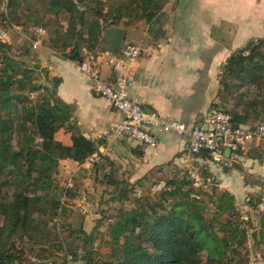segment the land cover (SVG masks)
<instances>
[{
    "label": "trees",
    "instance_id": "obj_1",
    "mask_svg": "<svg viewBox=\"0 0 264 264\" xmlns=\"http://www.w3.org/2000/svg\"><path fill=\"white\" fill-rule=\"evenodd\" d=\"M13 1L9 0V7ZM167 2L116 0L118 10L110 8L103 14L105 0H97L101 6L90 11L86 7L81 9L78 0H51L48 10L69 13L72 25L79 21L87 27L83 41L88 49H95L103 31L99 17L105 19L109 15L119 20L127 15L125 24L136 23L138 19L152 22ZM88 13L93 18L86 24ZM262 38L236 51L223 66L227 71L224 70L221 79V90H230L231 76L241 77L250 89L263 90L260 99L253 97L242 111L232 114L236 125L250 124L249 116L264 113ZM61 39L60 47L52 45L56 50L62 48L65 51L62 55L72 60L85 59L78 39L75 45L72 40ZM6 45L0 42V49L5 50ZM36 70V65L25 67L21 60L10 55L4 56L0 65V264H14L21 258L23 248L18 247L19 242L39 243L49 239L51 217L65 210L55 179L60 160L70 158L84 163L93 153H101L97 142L86 137L73 122L67 106L55 98V90H51L52 100L30 106L22 102L23 97L14 91V85L17 83L22 89L28 84L36 89ZM58 82L56 78V86ZM242 103L245 102L240 100L237 105ZM65 127L72 133L70 145L57 138L58 131ZM168 179L167 188L157 197L142 195L134 206L117 209L108 228L110 248L105 258L95 264H240L237 246L246 241V231L245 221L235 218L234 194L229 190L219 196L206 190L195 192L189 177ZM120 183L121 180L116 181L121 187ZM204 195L210 196L211 201ZM257 234L264 238V229Z\"/></svg>",
    "mask_w": 264,
    "mask_h": 264
},
{
    "label": "crops",
    "instance_id": "obj_2",
    "mask_svg": "<svg viewBox=\"0 0 264 264\" xmlns=\"http://www.w3.org/2000/svg\"><path fill=\"white\" fill-rule=\"evenodd\" d=\"M261 37L264 0H168L152 22L106 27L91 53L97 59L106 52L117 56L126 44H139L143 52L130 72V96L147 110L193 126L208 109L220 107L221 74L228 58ZM40 48L34 54L39 62L32 60V65L39 63L50 79H59L55 98L67 106L86 137L102 142L101 160L108 161L105 171L133 174L137 179L163 167L182 166L188 172L199 167L210 175L215 173L222 187L236 196L247 197L260 188L259 182L264 181V139L247 143L237 154L242 169L227 172L207 156L190 154L186 139L174 133L158 130L154 145L115 137L112 128L122 118L121 113L105 106L76 60L52 46ZM102 69L107 78L116 75L113 68ZM71 134L62 130L57 138L70 145ZM61 163L66 172L89 166L70 158Z\"/></svg>",
    "mask_w": 264,
    "mask_h": 264
},
{
    "label": "rangeland",
    "instance_id": "obj_3",
    "mask_svg": "<svg viewBox=\"0 0 264 264\" xmlns=\"http://www.w3.org/2000/svg\"><path fill=\"white\" fill-rule=\"evenodd\" d=\"M50 1L14 0L12 6L9 7V0H0V28L9 33L7 41H0L8 44L5 50L0 49V65L6 55L15 56L28 68L32 67V60L39 62V57L34 54H37L41 46L38 48L33 47L34 35L30 29L32 25L46 27L47 33L42 47L52 45L60 47L61 38L72 40L73 45H75L74 43L78 39L82 46L83 54L95 52L96 47L95 49H88L83 41L87 33V27L79 23V21H77L78 24L73 23L72 25L69 13L61 12L57 14L55 10H48ZM115 2L116 0H105L103 14L110 8L117 11L118 8ZM78 3L81 9L86 7L85 10L88 11L92 10V7L98 9L101 6L100 3H97V0H78ZM91 18H93L92 14L88 13L84 22L87 24ZM99 18L103 25V30L111 24L125 23L128 20L127 15H123L119 20H115L109 15L105 19ZM142 20L138 19L136 21ZM81 35L82 37H80ZM260 50L264 51V46ZM57 51L62 54L65 52L62 48L57 49ZM33 65L37 66L35 78L38 87L33 89L27 84L20 89L17 83L14 85V91L23 97L22 102L29 106L35 105L42 100H52L54 95H52L51 90L56 92L54 80L47 76L45 68L40 66L39 63ZM233 68L236 69L235 66ZM224 70H222L221 79L224 78ZM228 82L231 83L230 90H222L220 107L214 108L227 110L234 115L235 112L242 111L247 106V103L250 104L253 97L261 98L263 90L259 88L257 90L254 88L250 89L239 76H231ZM240 100L245 103L237 105ZM263 121L264 113L260 112H255L252 117L249 116L247 118V123L250 124H257ZM62 130L68 132L69 129L67 127L62 128L57 135ZM97 144L100 147L102 142H97ZM101 158H103L102 153L87 168H80L76 172H66L62 168L60 160L55 179L61 190L60 197L62 202H64L65 210L61 215L54 214L51 217L52 221L48 231L49 239L39 243H30L25 240L18 243V247L23 248V254L14 264H90V262L95 264L101 262L110 248L108 244V228L109 224L115 219L117 209L134 206L136 199L142 195L157 197L167 188L168 178L174 176L180 179H187L189 174L188 168L182 166L163 167L160 170H154V172H149L140 178L134 179L133 174L120 175L116 171L111 173L105 171L104 166L108 161L106 160V163ZM86 160L84 163H86ZM219 167H221V171L228 172L242 169V164L236 157L232 165H219ZM212 176L215 177V173ZM70 178L73 179L74 186L68 189L67 183ZM119 180H121L120 184L122 186L123 184L126 185L123 187L118 186L116 181ZM220 182L219 178L215 177L214 189L211 190L209 188L210 190H206V192L219 196L224 190H228L222 187ZM259 183L260 188L249 192L247 197L234 195L237 206L235 218L245 221L244 228L246 231V241L243 245L237 246V250L241 253L240 264H264V238L260 237L259 234L255 235L259 230L264 229L262 226L264 211L260 208L261 202H264V181ZM203 198L211 201V197L208 195H204ZM208 215H210L209 212ZM83 256L86 257L83 258Z\"/></svg>",
    "mask_w": 264,
    "mask_h": 264
},
{
    "label": "built area",
    "instance_id": "obj_4",
    "mask_svg": "<svg viewBox=\"0 0 264 264\" xmlns=\"http://www.w3.org/2000/svg\"><path fill=\"white\" fill-rule=\"evenodd\" d=\"M30 29L34 35L33 47L42 46L46 29L36 25H32ZM8 38L9 33L0 28V41H7ZM142 52L143 48L139 44L131 42L117 56L106 52L97 59L96 55L86 52L85 59L77 61L78 69L92 80L93 90L104 99L105 106L121 113L122 118L112 128L115 137H128L144 145H154L158 130L174 133L186 139L190 154L207 156L213 162L226 166L232 165L247 143L264 139V121L255 125H236L233 123L232 113L224 109H208L193 126L145 109L130 96V72ZM103 66L113 68L116 75L113 78L104 76ZM98 158L99 153L95 152L88 157L86 163L91 165ZM188 177L195 192L215 185V177L199 167L192 168ZM73 186V179L70 178L67 188L71 189ZM193 196H197L196 193ZM260 208L264 211V202H261Z\"/></svg>",
    "mask_w": 264,
    "mask_h": 264
},
{
    "label": "water",
    "instance_id": "obj_5",
    "mask_svg": "<svg viewBox=\"0 0 264 264\" xmlns=\"http://www.w3.org/2000/svg\"><path fill=\"white\" fill-rule=\"evenodd\" d=\"M2 45H3V46H5V45H6V43H2ZM227 153H229V150H227Z\"/></svg>",
    "mask_w": 264,
    "mask_h": 264
}]
</instances>
